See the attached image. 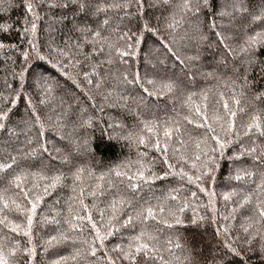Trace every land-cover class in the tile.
<instances>
[{
	"label": "trees",
	"instance_id": "1",
	"mask_svg": "<svg viewBox=\"0 0 264 264\" xmlns=\"http://www.w3.org/2000/svg\"><path fill=\"white\" fill-rule=\"evenodd\" d=\"M261 209L264 0H0V264H264Z\"/></svg>",
	"mask_w": 264,
	"mask_h": 264
},
{
	"label": "snow or ice",
	"instance_id": "2",
	"mask_svg": "<svg viewBox=\"0 0 264 264\" xmlns=\"http://www.w3.org/2000/svg\"><path fill=\"white\" fill-rule=\"evenodd\" d=\"M189 5L186 3L185 4V7L187 8ZM28 8H29V10L31 11L32 10V5L31 4H29L28 5ZM35 27V25H33V28ZM97 35H99L98 33H97ZM258 37H260V34H257V37H251L250 38V42H251V44L252 45H254L256 42H257V38ZM149 83L151 84V83H153L152 81H149ZM166 87H168L169 88V90H171V85H166ZM145 90H147V89H145ZM225 107H227V105H225ZM232 115L234 116L235 115V113H232ZM258 118H253V120H254V123H255V121L257 120ZM230 127H231V124L229 125ZM257 127L259 126L258 124L256 125ZM249 127H251V125L249 126ZM165 135L167 136V135H169V132H165ZM141 142H143V141H141ZM157 147H159V145L157 144ZM221 147H223V145L221 144ZM170 167H171V165H169ZM193 166H195V165H193ZM139 175L140 176H143V173L141 172V173H139ZM186 175V174H185ZM78 178V177H77ZM239 178V177H238ZM18 180H19V177L17 178ZM189 179H191V177L189 178ZM196 179H199V177H197ZM60 180V177H55L54 178V180H53V185L56 183V182H58ZM37 199H39V197H37ZM121 203H123V201H121ZM35 207H36V205H35V203H33V205H32V211H34L35 210ZM160 211H163V209H160ZM147 212H148V215L149 216H152L153 215V210L151 209V208H149L148 210H147ZM261 215L262 216H264V209H261ZM31 218L29 217L28 218V224L29 225H31ZM17 228L19 227V226H16ZM246 231H247V229H245ZM141 235H143V233H141ZM140 237H137V239H139ZM148 247V245L147 244H143V245H140L139 247H137V252H139L142 248H147ZM94 254V253H93ZM125 255V257L126 258H131L130 257V254L129 253H125L124 254ZM110 259V258H109Z\"/></svg>",
	"mask_w": 264,
	"mask_h": 264
}]
</instances>
